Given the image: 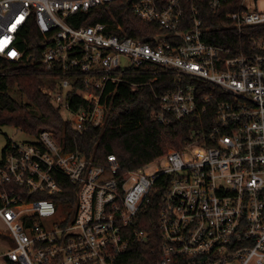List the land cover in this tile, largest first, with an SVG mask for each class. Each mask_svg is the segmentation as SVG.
Wrapping results in <instances>:
<instances>
[{
  "label": "built area",
  "instance_id": "built-area-1",
  "mask_svg": "<svg viewBox=\"0 0 264 264\" xmlns=\"http://www.w3.org/2000/svg\"><path fill=\"white\" fill-rule=\"evenodd\" d=\"M115 1L0 0V60L31 59L29 49L38 48L42 91L73 113L79 132L105 123L120 84L138 88L164 74L175 86L156 92L152 118L207 115V131L125 171L115 153L95 161L66 150L49 129L10 139L0 161V216L15 246L0 264H121L131 241L147 237L129 228L162 177L170 184L156 264H264V0H238L234 9V0H208L250 37L238 49L204 39L211 27L193 0H132L138 17L162 29L150 40L114 31L122 27L113 20L75 25Z\"/></svg>",
  "mask_w": 264,
  "mask_h": 264
},
{
  "label": "trees",
  "instance_id": "trees-1",
  "mask_svg": "<svg viewBox=\"0 0 264 264\" xmlns=\"http://www.w3.org/2000/svg\"><path fill=\"white\" fill-rule=\"evenodd\" d=\"M235 1L238 0H234L227 9L236 8ZM193 2L200 9L204 25L211 27L204 37L206 41L238 49L240 41L250 40L247 35L242 37L238 29L224 19V15L214 14L208 0ZM98 20H113L122 27L114 31L145 40L162 32L159 24L144 21L134 13L132 0H118L108 6L94 8L75 25H88ZM257 28L251 27L250 33L258 32ZM33 39L28 37V43L32 45ZM29 53L32 54L31 59L26 55L20 61L0 60V69L7 68L10 71L0 75V126L14 125L30 134L49 129L66 150L78 148L95 161H104L109 153H115L123 171L146 165L163 155L169 146L183 148L207 131V115L202 118L172 119L168 123H159L152 118L151 113L158 103L156 92L162 93L175 86L174 76L164 74L151 84L138 88L128 83L120 84L109 97L112 106L105 123L79 132L74 123L62 116L60 108L50 96L42 91L41 85L47 76L38 62L40 50L33 47ZM150 78L149 75L130 76L131 81H148ZM15 89L26 97L25 102L12 94ZM75 106L78 104L75 103ZM169 184L170 178L162 177L152 188L150 201L140 209L129 228L131 231H144L147 237L131 241L128 250L120 258L121 264H156L159 260V216ZM74 200L73 197L71 203Z\"/></svg>",
  "mask_w": 264,
  "mask_h": 264
},
{
  "label": "rangeland",
  "instance_id": "rangeland-1",
  "mask_svg": "<svg viewBox=\"0 0 264 264\" xmlns=\"http://www.w3.org/2000/svg\"><path fill=\"white\" fill-rule=\"evenodd\" d=\"M45 80H47V79H45ZM42 86H43V84L41 85V88H42ZM12 94L16 98H19L20 100H22L24 102L26 101V97H23L17 89L13 90ZM60 112L66 120L71 121L72 123L74 122V115L70 110H68L66 108H60ZM36 134H30V133L24 132L19 127L14 126V125L0 126V161L3 157L4 149H5L9 139L24 140V139L31 138L30 136L36 135ZM169 149L180 150L182 148L179 149V148L169 146V147H167L166 151H168ZM155 166L156 165H152L150 167L151 170H153ZM14 246H15L14 236L12 235V233H11L9 227L7 226V224L5 223V221L0 216V255H2L5 251H7L8 249H10ZM0 262L2 263L1 260H0Z\"/></svg>",
  "mask_w": 264,
  "mask_h": 264
}]
</instances>
